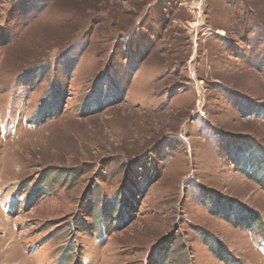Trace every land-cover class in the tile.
Returning <instances> with one entry per match:
<instances>
[{
    "label": "rangeland",
    "instance_id": "1",
    "mask_svg": "<svg viewBox=\"0 0 264 264\" xmlns=\"http://www.w3.org/2000/svg\"><path fill=\"white\" fill-rule=\"evenodd\" d=\"M0 190V264H264V0H0Z\"/></svg>",
    "mask_w": 264,
    "mask_h": 264
},
{
    "label": "trees",
    "instance_id": "2",
    "mask_svg": "<svg viewBox=\"0 0 264 264\" xmlns=\"http://www.w3.org/2000/svg\"><path fill=\"white\" fill-rule=\"evenodd\" d=\"M135 31H138V30H137V27L135 28ZM117 43H118V40H115V47H116ZM113 54H114V49L111 50L110 58H112ZM105 72H106V71H105ZM133 191H136V190L133 188Z\"/></svg>",
    "mask_w": 264,
    "mask_h": 264
}]
</instances>
